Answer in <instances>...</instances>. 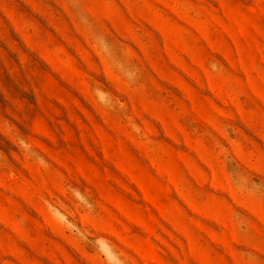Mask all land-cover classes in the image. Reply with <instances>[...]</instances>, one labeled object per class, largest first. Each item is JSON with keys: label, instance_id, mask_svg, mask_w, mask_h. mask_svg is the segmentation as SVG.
Segmentation results:
<instances>
[{"label": "rangeland", "instance_id": "obj_1", "mask_svg": "<svg viewBox=\"0 0 264 264\" xmlns=\"http://www.w3.org/2000/svg\"><path fill=\"white\" fill-rule=\"evenodd\" d=\"M0 264H264V0H0Z\"/></svg>", "mask_w": 264, "mask_h": 264}]
</instances>
